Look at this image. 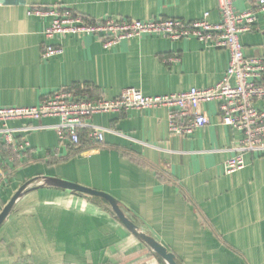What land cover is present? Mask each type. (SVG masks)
Instances as JSON below:
<instances>
[{"label": "crops", "instance_id": "obj_1", "mask_svg": "<svg viewBox=\"0 0 264 264\" xmlns=\"http://www.w3.org/2000/svg\"><path fill=\"white\" fill-rule=\"evenodd\" d=\"M250 2L236 0L234 6L241 11ZM52 6L92 20L191 22L210 13L211 23L220 21L217 0H0V108L35 107L77 85L91 86L106 100L127 88L166 96L213 87L228 69L227 51L193 38L143 36L110 50L89 36L49 43L50 20L29 10ZM258 28L241 36L248 57L264 56L263 15ZM47 44L62 46L63 55L43 60ZM258 106L264 110V101ZM203 111L210 124L187 139L170 133L165 109L94 116L104 142L72 157L71 145L60 144L59 120L9 123L14 136L29 143L19 161L31 162L16 169L0 155L10 170L0 184V213L26 182L58 178L113 196L182 264H264V155L247 154L244 169L225 174L241 134L220 124L215 104ZM162 263L106 202L70 191L30 192L0 229V264Z\"/></svg>", "mask_w": 264, "mask_h": 264}, {"label": "built area", "instance_id": "obj_2", "mask_svg": "<svg viewBox=\"0 0 264 264\" xmlns=\"http://www.w3.org/2000/svg\"><path fill=\"white\" fill-rule=\"evenodd\" d=\"M251 5L237 10L236 0H217L220 21L211 23L210 13L191 22L181 19L157 18L152 20H127L107 17L92 20L61 6L32 7L29 15L49 19L45 36L48 40L65 37H92L110 50L123 40L159 35L176 42L193 38L229 54V66L222 80L210 88H191L188 91L166 96L149 97L135 88H127L112 100H92L87 90L63 88L35 107L0 108V146L10 150L17 159L29 151V143L14 136L9 123L57 119L56 131L61 145L77 147L82 134L88 144L104 142V131L92 124L97 115L127 114L147 110L165 109L169 112V131L174 136L189 138L210 124L203 111L207 104H215L220 124L241 134L235 156L224 164L225 174L231 175L246 167L245 155H264V56L248 57L244 53L241 36L260 31L259 15L264 17V0H250ZM264 35V33H263ZM62 46L47 45L43 60L62 56ZM13 162V158L10 159ZM7 180L0 169V184Z\"/></svg>", "mask_w": 264, "mask_h": 264}, {"label": "water", "instance_id": "obj_3", "mask_svg": "<svg viewBox=\"0 0 264 264\" xmlns=\"http://www.w3.org/2000/svg\"><path fill=\"white\" fill-rule=\"evenodd\" d=\"M53 188L70 191L76 194L100 199L106 202L116 218L124 225L128 232L141 244L148 247L156 256L165 264H178L175 254L170 252L165 246L159 243L152 235L145 232L137 225L126 213L121 203L113 196L104 192L96 191L81 185L71 183L66 180L52 177H38L26 182L11 198L10 202L3 208L0 213V229L7 218L11 215L17 202L25 195L37 189Z\"/></svg>", "mask_w": 264, "mask_h": 264}, {"label": "trees", "instance_id": "obj_4", "mask_svg": "<svg viewBox=\"0 0 264 264\" xmlns=\"http://www.w3.org/2000/svg\"><path fill=\"white\" fill-rule=\"evenodd\" d=\"M72 89L76 90V91H80L81 89L87 90V94H88L89 98L92 100L103 99L102 94H98L97 92H95L91 88V86H88V85H77V86L72 87ZM93 147H95V146L88 144L84 135H82L80 144L77 147H73V146L69 147V149H68L69 155L68 156L72 157L73 155L79 154L80 152L87 150V149H91ZM0 155L5 159L9 158V157L13 158L14 166L16 169L23 167V166H26V165H28V163L31 162V160L29 159L26 164L22 163L21 161H19L17 159L16 155H14L10 150L5 149L4 146H0ZM59 161L60 160H49L47 163H48V165H55L57 163H60ZM0 169L4 170L9 175V173H8V172H10L9 168L4 166L2 164V162H0ZM176 260H177L178 264H182V262L180 260H178L177 257H176ZM162 264H165V263L163 262Z\"/></svg>", "mask_w": 264, "mask_h": 264}, {"label": "rangeland", "instance_id": "obj_5", "mask_svg": "<svg viewBox=\"0 0 264 264\" xmlns=\"http://www.w3.org/2000/svg\"><path fill=\"white\" fill-rule=\"evenodd\" d=\"M74 38H77V37H74ZM62 39H63V38H62ZM77 39H80V38H77ZM47 40H48V39H47ZM55 40H60V39H54V40H48V41H49V43H51V42H58V41H55ZM49 43H48V44H49ZM48 44H47V45H48ZM47 45H46V46H47ZM186 139H187V138H186ZM129 215L131 216L132 214H129ZM130 216H129V217H130ZM130 218H131L133 221H135V223L137 224V221L135 220V218H134L133 216H131Z\"/></svg>", "mask_w": 264, "mask_h": 264}]
</instances>
